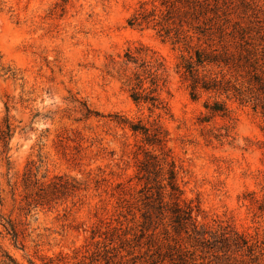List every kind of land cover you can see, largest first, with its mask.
<instances>
[{
	"label": "rangeland",
	"instance_id": "rangeland-1",
	"mask_svg": "<svg viewBox=\"0 0 264 264\" xmlns=\"http://www.w3.org/2000/svg\"><path fill=\"white\" fill-rule=\"evenodd\" d=\"M164 1L0 0V125L8 119L12 128L0 154V218L18 232L13 239L0 225V250L16 263L152 264L176 240L196 264H264V0H198V23L182 19L187 45L127 25L141 4L162 12ZM196 25L210 30L198 34ZM139 48L146 56L125 64V54ZM196 48L226 53V66L205 71L253 97L191 98L177 65ZM142 59L148 67H139ZM154 59L164 66L157 72L163 109L134 103L123 85L134 73L145 78ZM214 101L227 116H210L205 107ZM118 119L150 133L160 127L162 150ZM146 153L162 167L148 182L139 172ZM30 161L40 164L45 184L62 176L77 189L26 213L21 179ZM169 165L179 200L198 208L197 221L241 235L251 259L206 253L173 232ZM159 184L160 213L153 209Z\"/></svg>",
	"mask_w": 264,
	"mask_h": 264
},
{
	"label": "trees",
	"instance_id": "trees-1",
	"mask_svg": "<svg viewBox=\"0 0 264 264\" xmlns=\"http://www.w3.org/2000/svg\"><path fill=\"white\" fill-rule=\"evenodd\" d=\"M161 5H164L165 10L162 12H156L155 9L147 10L144 5L141 4L138 9L127 20V25L135 28L151 27L158 29V32L165 36L172 35L176 43L182 42L187 45V39H189L182 31L183 18H191L194 16L196 23H198L199 2L198 0H165ZM179 5V6H177ZM196 16V17H195ZM206 25V24H204ZM194 29L198 34L204 35L209 32L210 28H202L200 25H196ZM146 50L137 49L135 54L127 52L124 56L125 64L136 65L140 60V55L146 56ZM152 57H150L151 59ZM228 57L226 53H219L216 49L204 50L196 48L192 55L185 58L180 57L177 68L181 70L184 80L188 81V89L191 98H197L199 92H208L214 94H226L233 92L234 96L240 101L244 102L245 99H251L253 96H247L245 91L229 82L224 81L223 77H211L207 74L205 69L207 67L219 68L220 65L226 66L228 64ZM149 62V61H148ZM154 64L149 66L146 70H143V74L146 75L142 78L141 75L134 73L132 77H126L123 85L127 88L130 99L134 103H147L153 108L163 109L162 102L158 98V83L159 81L165 82L157 72L164 70L162 62L157 59L153 60ZM146 62L141 61L139 67H148ZM148 64V63H147ZM10 70H5V74ZM12 75V74H11ZM148 78L149 88H143V82ZM255 101L256 98H254ZM259 102H255V107ZM261 109L264 110V105L259 104ZM7 108V107H6ZM211 117L228 115V110L223 102L214 101L211 106H206ZM86 118H89L91 112L87 107L84 108ZM97 116V114H95ZM115 118V117H114ZM117 125H126L129 122L125 119L115 120ZM131 131H140L144 136V140L147 144L157 145L159 149L163 148L164 134L160 127L156 126L153 132L150 133L145 128H140L129 123ZM12 136L11 124L7 120L3 121L0 125V154L6 155L8 150L9 141ZM6 158V157H5ZM40 162V161H39ZM41 163V162H40ZM40 164H36L30 161L26 165V170L22 175L21 186L23 188V202L25 205L26 213H29L32 209L37 207L47 206L49 207L54 201L63 197L67 192L77 189L72 181L63 179L62 176L54 177V181L45 184V176L38 178ZM162 170L161 165L155 159V157L145 154V160L141 162L139 172L142 173V178L146 182L150 179V176H154L156 180ZM167 186L169 187L168 198L172 200L174 209L171 211L172 220L171 228L176 235L183 233L187 235V239L192 243L191 246H196L206 253L221 256L227 255H239L249 256L250 259L253 256V249L248 246L247 241L239 234L233 231H226L219 228L217 230H211L203 227L197 221L198 208L193 207L191 203L187 204L184 201L179 200V196L182 194L175 173H173L172 165H169ZM165 188L162 185L156 187V207L153 208L159 213L164 206L162 204V191ZM150 189V188H149ZM148 189V190H149ZM148 199L152 198V195L147 196ZM182 202V206L178 203ZM0 225L7 235H10L13 239L17 238L18 232L16 226L7 220L0 218ZM95 261L99 258V254L95 255ZM105 264L110 263V258H103ZM0 264H18L7 253L0 250ZM152 264H196L193 258V252H189L182 248L176 240L170 252L166 255L158 256V260L152 262Z\"/></svg>",
	"mask_w": 264,
	"mask_h": 264
}]
</instances>
